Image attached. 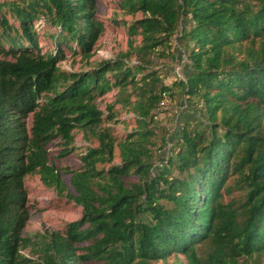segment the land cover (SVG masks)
I'll return each mask as SVG.
<instances>
[{
    "label": "trees",
    "instance_id": "obj_1",
    "mask_svg": "<svg viewBox=\"0 0 264 264\" xmlns=\"http://www.w3.org/2000/svg\"><path fill=\"white\" fill-rule=\"evenodd\" d=\"M116 5L139 14L120 20L126 49L90 62L104 28L97 0L0 3V264H260L264 0ZM42 36L51 50L41 51ZM67 53L87 68H61ZM177 53L182 78L165 84L152 59L175 61ZM173 88L204 124L184 121L175 150L155 154L154 113ZM111 90L103 114L95 99ZM115 104L134 122L118 141ZM75 131L85 143L79 152ZM71 154L75 167L61 162ZM33 174L79 206L80 216L23 235L31 212L24 179Z\"/></svg>",
    "mask_w": 264,
    "mask_h": 264
},
{
    "label": "rangeland",
    "instance_id": "obj_2",
    "mask_svg": "<svg viewBox=\"0 0 264 264\" xmlns=\"http://www.w3.org/2000/svg\"><path fill=\"white\" fill-rule=\"evenodd\" d=\"M10 0H0V3ZM98 7L96 9L97 18L104 24L103 31L99 36L90 62H97L101 59L113 58L117 53L123 52L127 46L128 35L126 27L121 24L120 20L130 22L133 18H137L139 14L131 16L130 14L122 12L116 5V0H97ZM110 19H114L112 23ZM42 23L37 21L35 29L41 32ZM135 43L138 44L140 37L134 36ZM39 45L41 51L51 50L52 44L50 39L42 36L39 38ZM0 58H3L0 53ZM9 59V57H7ZM176 60L171 61L166 57H153L151 66L157 70L161 76V80L165 84H171L174 80L182 78L184 56L177 53ZM131 62H134V57H131ZM63 69L78 70L80 68H87V65L79 59L78 56H70L67 53L66 58L60 62ZM114 91L111 90L104 95L96 97L95 103L99 109L105 112V105L114 99ZM162 99L155 111L152 125L154 126L152 140L155 142L154 153L163 155L166 152L174 151V143L177 137V128H179L184 121H188L193 125L204 124L200 115L194 110L189 103L185 101L184 96L180 95L177 88H173V95L169 98L166 94H162ZM115 111L118 123H111L112 134L116 140H120L134 127L132 113L124 111L120 108L119 104H115ZM160 138H164V146L159 150L156 147L160 145ZM95 145V141L90 142ZM80 133L75 131L73 145L77 146V152L81 151L80 146L84 145ZM58 146L55 144L50 145L52 154L57 152ZM118 146L114 147V158L112 162H118ZM62 164L66 166L75 167L78 165V159L75 154L68 155L61 159ZM153 162L156 164L155 158ZM98 165V167L106 166ZM24 184L27 189L28 204L31 206L29 221L23 229V235H30L40 232L44 229L59 230L63 227L64 223L75 220L80 216V207L73 204L72 201L66 199L55 193L52 186H46L42 183L39 176L36 174L28 175L24 179ZM226 198V197H225ZM180 260H184L181 255L178 256ZM173 257L167 259V263H171ZM156 264H163L157 261ZM260 264H264V252L260 257Z\"/></svg>",
    "mask_w": 264,
    "mask_h": 264
}]
</instances>
